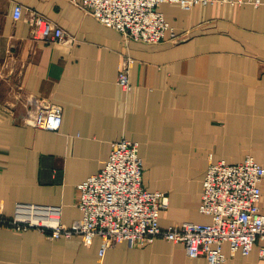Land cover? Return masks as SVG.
<instances>
[{"label":"crops","instance_id":"obj_1","mask_svg":"<svg viewBox=\"0 0 264 264\" xmlns=\"http://www.w3.org/2000/svg\"><path fill=\"white\" fill-rule=\"evenodd\" d=\"M79 0H0V208L16 203L61 206V222L80 217L77 185L97 173L111 144H138L141 183L164 193L158 226L207 224L199 213L209 163L245 157L264 167V0L258 5H207L158 11L173 41L147 45L124 39L83 13ZM20 5L18 20L12 7ZM36 13L74 38L72 45L31 38ZM121 55L133 62L129 89L116 85ZM30 99L62 109L59 132L25 123ZM259 211L264 214V180ZM100 240H48L35 229L0 228V264H205L183 246L157 239L105 249ZM222 264H264L254 245L248 255L221 247Z\"/></svg>","mask_w":264,"mask_h":264},{"label":"built area","instance_id":"obj_2","mask_svg":"<svg viewBox=\"0 0 264 264\" xmlns=\"http://www.w3.org/2000/svg\"><path fill=\"white\" fill-rule=\"evenodd\" d=\"M177 5L184 9L205 8L207 5L240 6L259 4V0H79L76 6L101 25L127 40L154 45L173 41L174 29L158 11L160 4ZM20 5H14L11 17L18 20ZM31 38L43 43L72 45L74 38L39 14L27 17ZM133 60L121 55L116 85L129 89L128 73ZM25 123L45 131L59 132L62 109L57 104L30 99ZM142 163L138 144L124 138L111 144L104 166L77 185V208L80 217L69 225L61 222V206L16 203L10 218L0 208V228L21 232L35 229L48 240L77 238L89 246L100 240L99 257L105 249L124 243L134 247L161 239L183 246L187 257H203L205 264H222V245L227 243L230 254L240 251L248 255L254 245L264 261V214L258 200L264 180V167L247 156L236 164L224 161L209 163L202 180L198 205L208 215L207 224L184 222L166 228L158 226L159 213L167 208L164 193L150 192L141 183Z\"/></svg>","mask_w":264,"mask_h":264},{"label":"rangeland","instance_id":"obj_3","mask_svg":"<svg viewBox=\"0 0 264 264\" xmlns=\"http://www.w3.org/2000/svg\"><path fill=\"white\" fill-rule=\"evenodd\" d=\"M7 218H10V217H7Z\"/></svg>","mask_w":264,"mask_h":264}]
</instances>
